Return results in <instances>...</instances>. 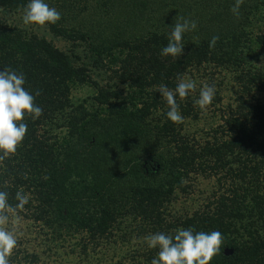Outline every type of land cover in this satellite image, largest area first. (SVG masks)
<instances>
[{
    "label": "trees",
    "instance_id": "1",
    "mask_svg": "<svg viewBox=\"0 0 264 264\" xmlns=\"http://www.w3.org/2000/svg\"><path fill=\"white\" fill-rule=\"evenodd\" d=\"M96 1L112 16L135 9L144 24L132 34L117 26L87 30L73 0L49 4L61 18L48 31L71 45L86 43L94 63L107 61L125 87L121 93L94 85L89 111L73 107L70 97L74 86L90 82L86 67L43 37L0 22V72L23 74L42 108L39 118H25L17 152L0 161V191L15 206L22 190L29 200L18 214L55 238L77 239L83 257L129 228L143 245L111 264H151L158 249L145 237L191 228L222 234L210 264H264V103L253 96L264 92V0H244L239 17L231 11L235 0H207L206 21L184 34L180 58L161 55L180 18L172 10L152 18L165 0ZM28 3L0 0V7L24 12ZM213 36L219 40L210 48ZM206 65L231 71L238 92L220 124L199 140L183 122L168 120L158 88L175 90L186 73ZM196 100L191 92L177 96L183 121L197 118ZM197 176L214 178L217 190L200 208L174 215L176 194L187 193Z\"/></svg>",
    "mask_w": 264,
    "mask_h": 264
},
{
    "label": "rangeland",
    "instance_id": "2",
    "mask_svg": "<svg viewBox=\"0 0 264 264\" xmlns=\"http://www.w3.org/2000/svg\"><path fill=\"white\" fill-rule=\"evenodd\" d=\"M53 2L54 0H45L48 5L53 4ZM170 2L173 5L167 6ZM72 3L74 5L73 9L79 13L76 16V21L78 23L82 22L87 30L92 28L93 30L101 29L103 26L110 29L117 26L121 32L132 34L140 30L142 24H144L141 18L136 17L138 11L135 9L131 11L126 8L123 13H114L115 15L112 16L109 10H107V14H104L103 9L105 8L99 6V1L96 0L85 2L73 0ZM207 3V0H165L162 4L163 10H157L151 16L152 18L159 17L161 19L163 14L172 10L171 14H168L173 15V13H176L177 16L179 15L189 21H195V23L198 21L204 24L207 18ZM23 13L0 7V22L43 37L55 47L72 56L73 60H77L86 67L90 82L72 88L70 97L73 107L82 106L88 111L92 108L91 97L95 94L94 85L108 88L114 86L117 91L125 92V87L118 85L112 72L108 70L107 61L102 65L94 63L86 43L77 41L76 45H71L69 42L53 36L46 26L39 28L34 25H24L22 22ZM165 17L167 16L165 15ZM106 23L108 24L106 25ZM184 78H190L196 82L197 88L191 94L197 100L199 99L200 89L204 85L214 87L216 90L212 103L206 109L199 107L200 112L195 120L185 119L183 121L184 132L202 140L207 138L211 130L220 124L221 114L227 110L229 105L233 104L237 96L238 86L231 71L216 68L212 65H206L197 70L192 69L186 73ZM253 96L264 103V92H254ZM191 181L189 191L184 194L177 193L170 207L176 216L200 208L211 193L218 188L215 179L212 177L197 176ZM19 217L18 223L10 220L7 226L8 230L15 232L18 241L17 247L9 257V264H111L121 258L127 259L135 248H140L143 245L140 236L136 237L134 232L129 231V228H124L123 232L125 233H123L122 239L121 237L119 239L115 237V243H112V241L111 243H103L95 249H90L89 254L83 257L79 254L77 239L55 238L38 223H34L21 215ZM32 256L35 257L34 261H32Z\"/></svg>",
    "mask_w": 264,
    "mask_h": 264
},
{
    "label": "clouds",
    "instance_id": "3",
    "mask_svg": "<svg viewBox=\"0 0 264 264\" xmlns=\"http://www.w3.org/2000/svg\"><path fill=\"white\" fill-rule=\"evenodd\" d=\"M244 0H235L231 11L239 17V9ZM61 14L50 7L45 0H29L26 5L22 22L24 25L43 28L57 23ZM182 21V22H181ZM197 27L195 21L180 17L171 29L169 43L162 49V56L180 58L184 54L183 36ZM219 40L213 36L209 47H214ZM25 77L11 69L0 72V161L14 155L22 144L27 133L26 117L33 120L42 115V108L34 103V96L25 89ZM197 84L190 78H181L175 90L160 85L159 93L166 100L168 106L167 118L174 124H181L183 117L179 112L177 96L180 100L194 92ZM215 88L204 85L196 101L201 109H206L213 101ZM39 91L36 92L38 96ZM15 199L18 203H9L8 193L0 191V264H9V257L17 247V236L8 230L11 221L18 223V210H23L29 197L23 191H17ZM149 248L158 249V257L151 264H210V261L221 253L224 243L219 231L211 233L195 232L193 229H178L174 235L155 233L145 237Z\"/></svg>",
    "mask_w": 264,
    "mask_h": 264
},
{
    "label": "water",
    "instance_id": "4",
    "mask_svg": "<svg viewBox=\"0 0 264 264\" xmlns=\"http://www.w3.org/2000/svg\"><path fill=\"white\" fill-rule=\"evenodd\" d=\"M229 252H230V250H229Z\"/></svg>",
    "mask_w": 264,
    "mask_h": 264
}]
</instances>
